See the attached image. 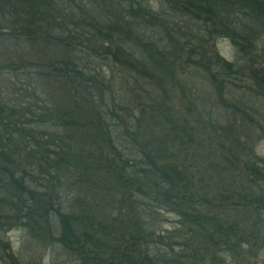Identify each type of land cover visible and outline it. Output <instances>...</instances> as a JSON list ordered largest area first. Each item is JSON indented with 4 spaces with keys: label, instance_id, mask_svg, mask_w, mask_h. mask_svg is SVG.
I'll list each match as a JSON object with an SVG mask.
<instances>
[{
    "label": "trees",
    "instance_id": "trees-1",
    "mask_svg": "<svg viewBox=\"0 0 264 264\" xmlns=\"http://www.w3.org/2000/svg\"><path fill=\"white\" fill-rule=\"evenodd\" d=\"M263 34L264 0H0V264H256Z\"/></svg>",
    "mask_w": 264,
    "mask_h": 264
},
{
    "label": "rangeland",
    "instance_id": "rangeland-1",
    "mask_svg": "<svg viewBox=\"0 0 264 264\" xmlns=\"http://www.w3.org/2000/svg\"><path fill=\"white\" fill-rule=\"evenodd\" d=\"M257 43H258V47L263 50L264 49V34L260 38H258ZM211 48H215L217 51L220 52V54H222L223 56H225L228 59H233V57H234L233 45L230 42V40L227 38H224V39L223 38H217L214 42H212ZM198 82H201V79ZM218 110H220V109L219 108L216 109V111H218ZM194 112L195 111H193V113ZM191 115L188 114L187 118L190 119ZM254 144H255V151L257 153H259L260 155L264 156V138H260V139L254 138ZM253 149H254V145H253ZM21 232L22 231L20 229H12L9 231V236L12 239L15 246L20 244L21 234H22ZM29 247H32V251H31V253H27L28 257H31V255L39 257V255L42 254V249H41V247L38 248V245L33 244V245H29ZM255 259H256V264H259V263L264 264V247L260 251L259 255H257L255 257Z\"/></svg>",
    "mask_w": 264,
    "mask_h": 264
}]
</instances>
